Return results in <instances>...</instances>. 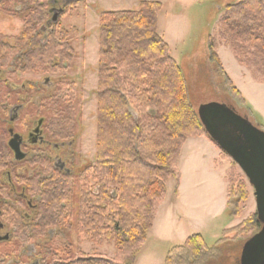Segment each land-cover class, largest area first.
Listing matches in <instances>:
<instances>
[{
  "label": "trees",
  "instance_id": "trees-1",
  "mask_svg": "<svg viewBox=\"0 0 264 264\" xmlns=\"http://www.w3.org/2000/svg\"><path fill=\"white\" fill-rule=\"evenodd\" d=\"M0 2L23 19L18 42L28 51L23 60L27 70L55 75L71 66L76 58L71 33L60 21H51L50 11L63 9L67 14L80 0ZM162 7L160 0H140L138 11L100 16L96 160L77 177L71 174L55 181L49 193L53 218L50 223L43 221L44 227L30 242L40 241L36 245L40 264H135L165 200L167 182L174 179L179 186L186 142L209 138L191 104L182 69L159 35ZM48 23L46 35L42 28ZM218 43L228 46L239 65L264 83V0H238L227 6L221 31L209 42L211 61L221 69L215 51ZM53 100L59 139H73L78 107L75 83L58 82ZM234 186L229 179L227 210L235 208L238 216L245 188ZM254 218L249 222L253 236L261 230L257 215ZM245 225L248 222L225 231L224 237ZM49 230H55L54 235ZM74 230L81 241L114 243V259L102 255L73 259ZM218 251L209 248L201 235H194L170 251L166 264H186L193 257Z\"/></svg>",
  "mask_w": 264,
  "mask_h": 264
},
{
  "label": "rangeland",
  "instance_id": "rangeland-1",
  "mask_svg": "<svg viewBox=\"0 0 264 264\" xmlns=\"http://www.w3.org/2000/svg\"><path fill=\"white\" fill-rule=\"evenodd\" d=\"M160 1L163 7L159 13V35L170 46L173 59L182 69L195 111L204 104H226L264 131V83L259 76L240 66L224 44L218 43L215 50L222 68L210 58L209 42L217 39L227 6L238 0ZM139 8L140 0H80L75 9L59 19L61 27L71 33L76 52L71 66L65 65L66 70L52 77L55 84L73 82L77 89L74 137L64 139L66 143H73L75 177L96 160L100 16L104 12L138 11ZM14 12L7 8L0 15V29L19 36L24 22ZM227 76L240 94L234 91ZM27 79L28 76L23 77ZM37 79L42 81L43 76ZM179 170V186L174 179L167 182V194L156 224L135 264H166L170 251L183 246L194 235H201L209 248L218 247L219 251L213 255H195L186 264H240L243 246L255 232L249 222L257 215L254 189L245 174L207 137L188 140L181 153ZM229 179L235 182L236 189L240 184L245 188L238 216H234L235 208L226 209ZM238 201L237 197L234 202ZM246 222L245 228L224 237L225 231ZM70 239L73 259L95 255L114 259V243L81 241L76 230Z\"/></svg>",
  "mask_w": 264,
  "mask_h": 264
},
{
  "label": "flooded vegetation",
  "instance_id": "flooded-vegetation-1",
  "mask_svg": "<svg viewBox=\"0 0 264 264\" xmlns=\"http://www.w3.org/2000/svg\"><path fill=\"white\" fill-rule=\"evenodd\" d=\"M60 10L51 9V21ZM2 13L6 9L0 4ZM50 26L42 28L46 35ZM21 36L0 29V264H40V241L30 242L43 221L53 218L49 193L55 181L74 174L73 143L59 139L53 120L58 82L52 81L54 74L23 66L28 51L19 45Z\"/></svg>",
  "mask_w": 264,
  "mask_h": 264
},
{
  "label": "water",
  "instance_id": "water-1",
  "mask_svg": "<svg viewBox=\"0 0 264 264\" xmlns=\"http://www.w3.org/2000/svg\"><path fill=\"white\" fill-rule=\"evenodd\" d=\"M64 13L61 9L52 22L58 23ZM198 116L212 142L237 164L254 189L261 230L244 244L240 264H264V131L226 104H204Z\"/></svg>",
  "mask_w": 264,
  "mask_h": 264
},
{
  "label": "crops",
  "instance_id": "crops-1",
  "mask_svg": "<svg viewBox=\"0 0 264 264\" xmlns=\"http://www.w3.org/2000/svg\"><path fill=\"white\" fill-rule=\"evenodd\" d=\"M199 138L206 139V136H201V137H196V138H190V139H199ZM190 139H188V140H190ZM187 142H188V141H187ZM187 142H186V144H187ZM186 144H185V145H186ZM227 190H228V188H227ZM162 204H163V203H162ZM161 206H162V205H161ZM161 206H160V208H159V211H158L157 217H158V215H159V212H160ZM226 209H227V201H226ZM157 217H156V220H155V222H154V225H153L152 229L154 228V226H155V224H156ZM152 229H151V230H152Z\"/></svg>",
  "mask_w": 264,
  "mask_h": 264
}]
</instances>
